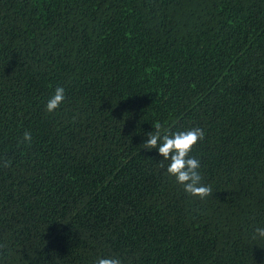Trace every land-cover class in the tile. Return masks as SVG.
Listing matches in <instances>:
<instances>
[{
  "label": "trees",
  "instance_id": "trees-1",
  "mask_svg": "<svg viewBox=\"0 0 264 264\" xmlns=\"http://www.w3.org/2000/svg\"><path fill=\"white\" fill-rule=\"evenodd\" d=\"M157 122L204 130L212 195L142 148ZM257 228L264 0H0V264H264Z\"/></svg>",
  "mask_w": 264,
  "mask_h": 264
},
{
  "label": "clouds",
  "instance_id": "clouds-1",
  "mask_svg": "<svg viewBox=\"0 0 264 264\" xmlns=\"http://www.w3.org/2000/svg\"><path fill=\"white\" fill-rule=\"evenodd\" d=\"M65 90L63 87H57L53 96L46 104V111L49 113L57 110L65 101ZM155 131L147 133V139L142 144L146 150L157 149L158 154L164 161H169L167 173L174 177L176 182L183 186L186 193L194 197L204 199L213 194L210 185L202 183L200 174V161L191 157L189 153L193 147L204 138V130L196 127L187 131H178L169 133L163 126L157 122L154 124ZM32 135L30 132H24L22 139L18 143L31 144ZM11 161L4 162V167L10 166ZM164 167L163 162L160 164ZM259 237H264V228L255 229ZM256 237L254 236L253 239ZM97 264H121L117 257L99 258Z\"/></svg>",
  "mask_w": 264,
  "mask_h": 264
}]
</instances>
